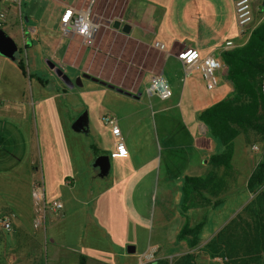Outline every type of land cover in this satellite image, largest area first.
Here are the masks:
<instances>
[{"label":"crops","instance_id":"crops-1","mask_svg":"<svg viewBox=\"0 0 264 264\" xmlns=\"http://www.w3.org/2000/svg\"><path fill=\"white\" fill-rule=\"evenodd\" d=\"M233 1L0 0L6 13L2 28L15 47L11 54L0 53V65L2 58L20 72L21 78L25 79L27 73L34 79L37 95L35 101L28 99L25 82L8 79L2 86L0 83V219L9 220L10 230L16 235L15 246L36 248L23 241L39 239L34 215L40 212L24 209L15 196L17 187H26L30 198L42 186L73 189L87 185L96 209L105 212L109 204L123 202L125 209L144 218L152 213L161 219L166 215L167 202L181 203L184 177L205 175L208 158L222 151L200 114L234 92L226 76L223 54L244 46L248 35L238 30ZM250 1L254 29L264 23V0ZM88 7L98 26L91 46L83 44L76 34L65 36L61 32V22L68 11ZM115 20L121 22L120 27L130 25L129 34L113 29ZM156 42L164 49L155 47ZM227 42L232 45L226 47ZM21 50L27 59L25 74L17 65ZM186 50H194L199 58L212 56L224 65L215 72L214 88L206 87L200 70L183 73L181 58ZM49 63L60 68L73 83L88 74L123 93L82 77L80 86L68 88ZM155 75L167 81V99L148 93L150 79ZM88 92L90 97L99 95L98 102L87 104L86 98H80ZM51 100L74 113L86 109L89 117L91 110H105L100 122L106 116L116 120L122 145L117 144L110 126L103 123L99 129H92L91 119L87 133L72 130L78 116L73 122L68 115L63 120L60 117L62 124L56 125L49 113ZM62 100L68 105L62 106ZM33 105L43 120L41 128L36 125ZM99 155H107L110 161V170L104 177L92 166ZM262 161L264 140L251 135L248 142L243 134L234 139L231 164L235 177L224 203L216 208L229 204L225 223L252 199L246 190L247 181ZM7 195L12 196L15 209L5 206ZM179 206L175 207L177 212ZM204 210L191 209L187 216L194 212L201 215ZM210 210L213 209H207ZM180 218L182 221V215ZM54 221L61 218L55 217ZM182 246L186 248L184 243ZM60 255L69 257L68 264H78L81 256L55 248L56 261Z\"/></svg>","mask_w":264,"mask_h":264},{"label":"rangeland","instance_id":"rangeland-1","mask_svg":"<svg viewBox=\"0 0 264 264\" xmlns=\"http://www.w3.org/2000/svg\"><path fill=\"white\" fill-rule=\"evenodd\" d=\"M25 34H28V31ZM13 48H15L13 39L7 31L0 28V52L11 54ZM18 56L26 68L27 59L24 52L22 53L21 50V54ZM1 61V86L8 79H13L15 82H25L28 99L35 101L37 95L34 94V79H30L27 73L25 79L21 78L20 72L10 62L2 58ZM85 83L89 85L90 82L86 80ZM80 98H86L87 104H89L98 102L100 96L95 94L90 97L88 92L85 95L81 94ZM80 102L81 100H79ZM60 103L62 106L68 105L63 100ZM48 104H50L49 113L54 118L56 125L62 124L61 118L63 120L65 115V117L70 116V120L73 122L79 116L80 111L87 113L88 119L92 120V129H99L103 125V122H100V117L105 110L101 112L91 110L89 117L86 109L74 113L69 108L63 110L65 108H61L56 101L51 100ZM38 111L39 109L33 105L36 125L39 124L41 128L43 120ZM9 186L7 189L12 192V187ZM86 186H76L73 189L60 186H42L40 187L41 190H37L42 193L44 204H36L33 192L29 198L26 187H17L18 192L15 196L19 198L24 209L27 211L40 209V212L34 215L37 216L35 220L37 218L41 220V228L36 230L39 232V239H33L32 242L29 238L24 239L23 243L28 244L29 242L33 247L36 245L33 250H28L24 244L17 247L13 240L16 235L11 230L0 228V264H68L69 257L65 258L62 255L56 261L55 248L72 252L78 256L83 255L90 260L89 264H148L156 259H166L169 263H173L187 251L186 248H183V243L176 241L177 233L183 222V219L180 221L181 212L175 210V207L179 206L180 203L167 202L166 215L161 219L152 213L144 218L136 211L125 209L123 202H113L103 212L102 209H96L93 195L87 193ZM7 197L9 201L6 202L5 206L11 210L15 209V205H11L10 201L12 196L7 195ZM54 202L62 204L60 211L51 209ZM154 204L153 202L152 205L154 206ZM228 205L223 206V208H215L216 210H204L201 215L199 212L188 215L193 224L205 219L200 247L215 234L217 228L225 223L226 219L224 220V218L228 214ZM55 217L61 218V221H54ZM129 248H134V251H129ZM195 264H224V261L219 257L209 259L206 255L200 254L196 258Z\"/></svg>","mask_w":264,"mask_h":264},{"label":"trees","instance_id":"trees-1","mask_svg":"<svg viewBox=\"0 0 264 264\" xmlns=\"http://www.w3.org/2000/svg\"><path fill=\"white\" fill-rule=\"evenodd\" d=\"M223 61L234 92L200 114L222 151L208 158L205 175L184 177L182 184L183 224L176 241L183 242L187 251L173 263L156 259L148 264H195L200 254L209 259L219 257L224 264H264V161L247 181L246 190L252 199L202 247L205 219L192 224L187 216L191 209H215L224 203L235 177L231 162L233 141L238 135L243 134L248 142L251 135L264 140V23L252 30L244 46L225 52ZM17 65L25 74L21 59ZM86 260L81 255L78 264H86Z\"/></svg>","mask_w":264,"mask_h":264},{"label":"built area","instance_id":"built-area-1","mask_svg":"<svg viewBox=\"0 0 264 264\" xmlns=\"http://www.w3.org/2000/svg\"><path fill=\"white\" fill-rule=\"evenodd\" d=\"M5 2H17L20 0H4ZM234 13L235 20L238 30L241 34H247L248 37L252 32V7L250 0H234ZM6 20V13L0 7V27L3 26ZM98 26L94 23L93 15L91 9L88 7L79 11H68V13L63 17L61 22V32L63 35L76 34L81 38L83 44L91 46L93 38L97 33ZM231 42L225 44L226 47H230ZM155 47L160 50L164 49L161 43L156 42ZM182 71L186 75L190 74L194 70H200L206 80V87L212 89L217 84V78L215 72L221 70L224 65L212 56H206L204 58H199L194 50L184 51L182 58ZM148 93L157 95L160 99H167L169 97V85L167 81L161 75H155L150 79V86ZM105 125L110 126L113 135L119 146L122 145L120 140V133L116 120L111 116H106L102 118ZM33 196L36 199V204L43 203L44 198L42 193L37 190L33 192ZM53 211H60L62 209V204L54 202L51 205ZM41 227V220L37 218L34 221V228ZM0 228L2 230H10L11 224L9 220L2 219L0 221Z\"/></svg>","mask_w":264,"mask_h":264},{"label":"water","instance_id":"water-1","mask_svg":"<svg viewBox=\"0 0 264 264\" xmlns=\"http://www.w3.org/2000/svg\"><path fill=\"white\" fill-rule=\"evenodd\" d=\"M121 22L119 20H115L112 23V28L115 30H119L120 28V32L123 34H129L130 32V25H128L127 23H124L121 27H120ZM1 53V52H0ZM2 54V53H1ZM6 55V54H5ZM8 55V54H7ZM49 65L52 67L53 72L55 73V75L60 79V81L66 85L68 88H73L75 85L80 86L81 85V77L85 78V79H89L93 82L99 83L109 89H114L115 91L118 92H122L123 91L121 89H119L118 87H115L111 84H109L108 82L99 80L96 77H92L88 74H82V76L78 79H76V81L73 83L66 74H64V72L58 68V67H54V65L52 63H49ZM181 73L179 72L178 75H180ZM72 130H74L75 132H79V133H87L88 132V118H87V114L84 112L81 115L78 116V118L72 123L71 126ZM94 168H98L99 169V174L101 177H104L108 174L109 170H110V161H109V157L107 155H99L95 158L93 165ZM129 251H134V248H129Z\"/></svg>","mask_w":264,"mask_h":264}]
</instances>
